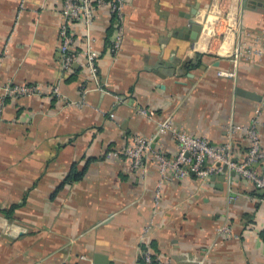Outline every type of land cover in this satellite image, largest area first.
<instances>
[{
	"label": "crops",
	"instance_id": "1",
	"mask_svg": "<svg viewBox=\"0 0 264 264\" xmlns=\"http://www.w3.org/2000/svg\"><path fill=\"white\" fill-rule=\"evenodd\" d=\"M123 2L115 53L109 7L93 12L92 76L83 57L62 68L63 0H0V86L60 93L7 97L0 108V264H93L96 254L143 264L144 249L155 264H264L263 194L244 178L223 170L158 187L152 156L136 168L114 154L143 136L172 158L176 141L156 135L157 122L169 120L212 145L231 142L241 161L248 139L240 127L260 106L264 150V56L234 63L229 55L237 38L264 34V0ZM234 20L240 35L228 26ZM191 22L201 26L195 40L182 33ZM72 32L80 52L85 26L75 22ZM81 98V107L68 104Z\"/></svg>",
	"mask_w": 264,
	"mask_h": 264
},
{
	"label": "built area",
	"instance_id": "2",
	"mask_svg": "<svg viewBox=\"0 0 264 264\" xmlns=\"http://www.w3.org/2000/svg\"><path fill=\"white\" fill-rule=\"evenodd\" d=\"M104 5L109 7L110 13L114 18V34L109 48L112 53H115L120 49L124 36L123 0H63L61 10L63 20L59 28V35L61 37L60 51L64 70H70L77 58L83 57L88 71L92 76H95L98 54L92 47L93 39L90 37L88 30L92 24L94 10ZM75 22H81L86 30L85 47L80 52L73 49L72 25ZM233 23L234 25H228L230 30H236L237 34L240 35L235 20ZM229 55L234 63L240 57L247 59L263 57L264 34H249L247 39L237 38ZM218 73L230 77L234 75L233 72L222 70H219ZM44 89L34 84L6 83L0 86V108L7 97L39 95L43 92L60 97L56 86ZM68 104L81 107L85 104V101L83 98L77 101L69 100ZM261 105H264V101ZM260 109L261 106L255 110L247 125L240 127L244 130L248 139L247 151L241 161H235L232 157L231 142L228 141L217 146L212 145L206 138L188 134L184 130L175 127L169 120L157 122L156 135L169 134L176 141L177 152L172 158L165 156L162 152L154 151L151 148L152 138L143 136H134L131 146L118 149L114 151V154L124 156L130 161L132 167L136 168L142 166L145 157L152 156L156 162L159 174L158 187L171 180L187 178L191 174H194L199 180L205 181L210 176L221 173L225 168L244 178L255 189L261 191L264 200V150L261 147L257 129ZM136 113L149 119L154 120L155 118L154 111L148 108L136 107ZM110 116L112 117L113 114L110 113ZM235 128L239 127L230 125V131H234ZM157 197H159V193H157ZM148 227L150 226L148 225ZM218 231L225 235H231L232 233L227 225L220 226ZM143 235H145V232ZM142 259L143 264H153L155 261L148 249L142 250Z\"/></svg>",
	"mask_w": 264,
	"mask_h": 264
},
{
	"label": "water",
	"instance_id": "3",
	"mask_svg": "<svg viewBox=\"0 0 264 264\" xmlns=\"http://www.w3.org/2000/svg\"><path fill=\"white\" fill-rule=\"evenodd\" d=\"M196 10H197V6H195L193 8V10L191 11L192 16H194V14L196 13ZM200 28H201V26L199 24H197L195 22H191L190 23V29H188L187 31L182 32V33H185V35H188V37L190 39L195 40L198 36ZM225 170L226 169L224 168V171ZM93 264H110V262L105 256H103L101 254H96V255H94Z\"/></svg>",
	"mask_w": 264,
	"mask_h": 264
},
{
	"label": "trees",
	"instance_id": "4",
	"mask_svg": "<svg viewBox=\"0 0 264 264\" xmlns=\"http://www.w3.org/2000/svg\"><path fill=\"white\" fill-rule=\"evenodd\" d=\"M153 257V256H152ZM153 264H155V261L153 262Z\"/></svg>",
	"mask_w": 264,
	"mask_h": 264
}]
</instances>
